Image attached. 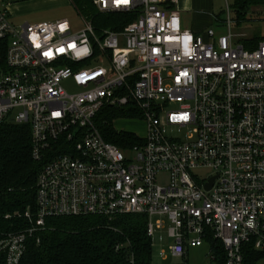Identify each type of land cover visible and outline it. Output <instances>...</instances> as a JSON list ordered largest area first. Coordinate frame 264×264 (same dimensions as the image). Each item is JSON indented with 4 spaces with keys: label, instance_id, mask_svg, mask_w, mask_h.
Masks as SVG:
<instances>
[{
    "label": "built area",
    "instance_id": "2783aa9c",
    "mask_svg": "<svg viewBox=\"0 0 264 264\" xmlns=\"http://www.w3.org/2000/svg\"><path fill=\"white\" fill-rule=\"evenodd\" d=\"M8 1L0 0V125H29L31 158L42 166L31 226L0 241L4 264H20L27 240L61 217L144 215L161 259L181 264L203 245L216 264L210 237L223 264H245L246 248L264 253V40L236 44L229 8L228 33L201 37L183 29L176 0H93L99 14L131 16L120 31L81 15L78 27L16 26ZM106 112L141 117L142 143L106 142L97 126Z\"/></svg>",
    "mask_w": 264,
    "mask_h": 264
},
{
    "label": "trees",
    "instance_id": "16d2710c",
    "mask_svg": "<svg viewBox=\"0 0 264 264\" xmlns=\"http://www.w3.org/2000/svg\"><path fill=\"white\" fill-rule=\"evenodd\" d=\"M78 15L90 20L95 28L120 31L131 16L102 15L93 0H69ZM264 0H234L233 12L238 23L245 20L250 6ZM258 39L244 41L246 49H254ZM97 126L106 142L127 150L139 139L118 133L111 125L115 114L106 112ZM114 115V116H113ZM121 116H126L121 112ZM129 115L127 117H131ZM42 164L31 158L29 125L5 122L0 125V241L31 226L36 213V180ZM29 212L30 219L25 217ZM147 217L120 215L103 217L47 218L45 227L29 238L20 264H152V244L146 235ZM215 255L216 264H223L224 251L212 237L206 239ZM264 260V253L245 249V264ZM5 256L0 254V264Z\"/></svg>",
    "mask_w": 264,
    "mask_h": 264
},
{
    "label": "rangeland",
    "instance_id": "374dc122",
    "mask_svg": "<svg viewBox=\"0 0 264 264\" xmlns=\"http://www.w3.org/2000/svg\"><path fill=\"white\" fill-rule=\"evenodd\" d=\"M47 1V0H44ZM53 4H50V9L46 11L33 10L36 9L34 0H12L7 2V9L10 13V17L16 26L23 25L25 23L34 24L43 21H55L60 19H66L73 27L80 26V19L78 14L70 5L67 0H55ZM218 8V13L221 18V25L216 29L218 35H225L228 33L227 26L225 24L226 9L229 8L230 16L232 19L231 33L235 35L236 44L243 45L244 41H248L251 38L258 39V43L264 40V4H258L250 6L247 9V15L245 20L238 23L233 12L234 0H215ZM38 3V2H36ZM43 3V2H41ZM10 5V6H9ZM45 5V4H44ZM43 6L39 4V7ZM9 7V8H8ZM68 91L74 92L72 88L67 86ZM113 118H111V125L118 133H126L134 135L139 139H144L146 136V123L139 116H121L119 112H114ZM105 116V115H102ZM101 116V117H102ZM201 179L208 177L207 172L199 173ZM160 183H165L166 178L160 177ZM156 220V218H155ZM163 247V245H162ZM161 244L155 240L152 246V264H181V260L178 258H172L169 255L165 259H161L159 256V250ZM208 247L203 245L202 247L191 249L188 255V264H211L208 258ZM257 264H264V260H259Z\"/></svg>",
    "mask_w": 264,
    "mask_h": 264
},
{
    "label": "crops",
    "instance_id": "0c3cea01",
    "mask_svg": "<svg viewBox=\"0 0 264 264\" xmlns=\"http://www.w3.org/2000/svg\"><path fill=\"white\" fill-rule=\"evenodd\" d=\"M34 1L37 8L33 10L38 11H46L52 6L50 4L54 5L56 3L55 0ZM68 2L69 0H67V3ZM39 4L43 6L39 7ZM53 7L56 6L54 5ZM172 8L178 12L183 29L191 31L195 36L205 37V33L208 30H213L216 36H221L218 35L219 33L216 30L221 25V16L218 13L215 0H176ZM9 16H11L10 13ZM10 20L13 23L11 17Z\"/></svg>",
    "mask_w": 264,
    "mask_h": 264
},
{
    "label": "water",
    "instance_id": "95a60500",
    "mask_svg": "<svg viewBox=\"0 0 264 264\" xmlns=\"http://www.w3.org/2000/svg\"><path fill=\"white\" fill-rule=\"evenodd\" d=\"M213 181H214V178H211L209 183L205 185L204 189L208 191L211 188Z\"/></svg>",
    "mask_w": 264,
    "mask_h": 264
},
{
    "label": "snow or ice",
    "instance_id": "6c2138e0",
    "mask_svg": "<svg viewBox=\"0 0 264 264\" xmlns=\"http://www.w3.org/2000/svg\"><path fill=\"white\" fill-rule=\"evenodd\" d=\"M62 27H63V26H62ZM37 47H39V45H38V44H37ZM59 51H61V52H62V51H63V49H60ZM44 55H45V56H48V57H50V58H51V53H50V52H45V53H44Z\"/></svg>",
    "mask_w": 264,
    "mask_h": 264
}]
</instances>
